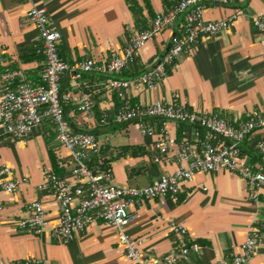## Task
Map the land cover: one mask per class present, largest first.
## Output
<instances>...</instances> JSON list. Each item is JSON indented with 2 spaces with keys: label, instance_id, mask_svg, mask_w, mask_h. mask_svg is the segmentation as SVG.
<instances>
[{
  "label": "crops",
  "instance_id": "0c3cea01",
  "mask_svg": "<svg viewBox=\"0 0 264 264\" xmlns=\"http://www.w3.org/2000/svg\"><path fill=\"white\" fill-rule=\"evenodd\" d=\"M176 2L0 0V48L6 65L21 68L36 83L43 55L28 58L36 55L31 53L33 47L40 49L33 27L25 20L31 5L45 7L51 25L61 34L60 56L73 64L85 58L103 61L112 53L120 52L133 32L145 28L154 14L169 9ZM131 5H135V12ZM235 11H240L241 15L229 27L201 36L188 53L180 55L168 67L169 72L160 81L151 87L128 89L129 100L142 104L163 100L195 111L219 112L231 124H236L253 109L264 110V32L252 25V18L264 13V0L207 4L202 17L217 20ZM179 25L180 18L138 51L136 62L141 72L155 63ZM106 80L107 76L100 73H86L77 80L69 72L61 76L60 93L67 97L62 105L69 126L75 130L97 131L95 137L100 145L97 159L107 162L112 182L117 185H146L174 171L176 164L171 153L168 162L152 160L150 144L155 135H141L134 122L116 128L115 125H98L101 112H110L121 102ZM83 92L90 93L94 101L89 116L77 110V99ZM165 126L176 140L188 129L185 123L171 120ZM190 139L193 141L191 135ZM257 139L264 141V128L255 130L244 146L253 148ZM122 147L127 150L121 152ZM174 148L172 145L171 149ZM51 153L61 170L58 175L71 180L68 151L56 140L49 122L34 126L25 142L10 139L3 133L0 122V166L7 165L13 179H27L12 193L0 186V264L27 257L46 264H132L118 241L117 230L101 222L88 225L67 243L53 236L51 229L58 223V207L53 194L40 186L45 170H53ZM241 157L251 163L248 154ZM246 191L245 181L236 173L227 170L196 172L192 181L179 184L177 195L142 199L130 205L129 209L136 212L137 217L127 226L126 233L139 240L138 248L144 258L168 254L195 241L200 245L198 252L182 257L176 264H210L238 253L248 226L264 215V196L252 202L247 200ZM33 200L41 201L46 209V225L39 234L16 226ZM170 221L182 223L186 235L180 237L171 232ZM246 264H264V245Z\"/></svg>",
  "mask_w": 264,
  "mask_h": 264
},
{
  "label": "built area",
  "instance_id": "2783aa9c",
  "mask_svg": "<svg viewBox=\"0 0 264 264\" xmlns=\"http://www.w3.org/2000/svg\"><path fill=\"white\" fill-rule=\"evenodd\" d=\"M231 0H177L169 9L154 14L147 26L133 32L120 52L112 53L103 61L85 58L68 64L59 53V30L50 23L45 7L31 5L25 20L34 29V39L40 45L43 65L38 81L32 82L21 68H2L5 65L0 48V122L3 133L12 140L25 142L34 126L49 122L55 138L69 154L70 173L68 180L52 170H45L40 185L49 190L55 199L59 216L57 225L51 229L53 236L62 243L74 240L85 228L95 222L114 227L118 241L132 264H176L182 257L198 252L200 245L190 241L171 253L141 256L139 240L126 233L137 213L130 205L142 199L175 196L182 181L190 182L196 172L227 170L236 173L246 185V198L256 202L264 196V141L253 143L259 164L253 166L244 161L239 147L257 129L264 128V110L253 109L236 124H231L219 112H201L189 109L180 103L156 100L150 104L130 102L128 89L151 87L166 75V69L180 55L188 53L201 36L211 35L229 27L240 15L232 12L217 20H204L203 9L207 4H227ZM179 33L173 34L168 46L155 63L130 79L116 78L136 60L138 51L155 35L171 27L177 19ZM253 27L264 32V13L252 18ZM69 72L74 80L86 73L107 75L106 84L116 91L121 104L110 112L103 111L97 118L98 124L134 122L143 136L155 135L150 148L154 162H168L169 153L176 164L174 171L160 175L150 183L141 186H122L112 182L108 166L96 159L93 167L86 160L90 155H99L100 145L94 134L87 131H73L64 116L62 102L67 98L60 93V78ZM94 101L90 93H80L77 110L87 116L93 112ZM158 120L154 123V120ZM185 123L188 129L176 140L166 130L167 121ZM193 137V141L190 139ZM174 145V149L171 146ZM0 186L7 193L14 192L26 178L11 177L7 165L0 166ZM46 225V209L39 200L31 201L27 213L16 221V226L35 234ZM168 227L174 234L184 237L186 227L170 221ZM264 245V215L248 226L247 234L240 245V251L220 258L210 264H246L256 256ZM2 264H46L32 257L8 260Z\"/></svg>",
  "mask_w": 264,
  "mask_h": 264
},
{
  "label": "trees",
  "instance_id": "16d2710c",
  "mask_svg": "<svg viewBox=\"0 0 264 264\" xmlns=\"http://www.w3.org/2000/svg\"><path fill=\"white\" fill-rule=\"evenodd\" d=\"M130 8H131V10L133 12H135V10H136L135 9V5L134 6L131 5ZM180 22H181V18H180ZM179 32L180 31L178 29V31H175L174 34H178ZM32 50L33 51L31 53L32 54H36V55H33V56L28 57L29 59L30 58H38L42 54L41 51H40V49H39V47L38 48H34L33 47ZM16 67L17 66H15L14 64H11V65L10 64H7V65L5 64L4 65V68H16ZM139 68L140 67L137 64L136 60H135L133 63H131L130 65H128V67L125 68L118 76H115V77L116 78L124 79V78H128V77L135 76V75H137V74H139L141 72V69H139ZM168 72H169V70H168V67H167L166 74ZM104 76L106 77L107 75H104ZM130 102H136V101H130ZM120 104H121V102L118 103V107H119ZM62 107H63V111H64V106L62 105ZM121 124H123V123H116V124L109 123V124H105V125L104 124H98V125L99 126H103V127L104 126L109 127L111 125H115L114 128H116V127H118ZM71 129L73 131H81V130H75L73 128H71ZM87 132H90V133H92L94 135L97 134L96 133L97 131L96 130L94 131L92 129L89 130V131H87ZM180 132H181V129L179 130V134H178L179 137L181 136V133ZM245 142L246 141H244L243 144L239 147L240 155H242L244 153L248 154L250 156V162L252 163L253 166H255L256 164H259V159H258V156H257L256 152L254 151V149L252 147H249V145L247 147H246V145L244 146V143ZM125 150H127V147H122L121 148V152L122 151H125ZM50 158H51V162H52V169H53L52 171L54 173H56V174H59L61 172V170L57 168V163H56L55 157H54V155L52 153L50 155ZM96 159H97V156L96 155H90V157L86 160L87 165L89 167H93L94 164L96 163ZM102 166H104V167L108 166L107 165V162L105 160H102Z\"/></svg>",
  "mask_w": 264,
  "mask_h": 264
}]
</instances>
